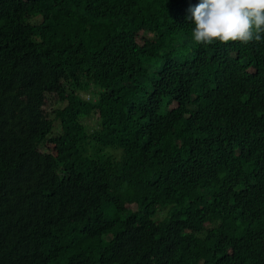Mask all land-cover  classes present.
<instances>
[{"label":"trees","instance_id":"1","mask_svg":"<svg viewBox=\"0 0 264 264\" xmlns=\"http://www.w3.org/2000/svg\"><path fill=\"white\" fill-rule=\"evenodd\" d=\"M198 3L0 0V264H264V39Z\"/></svg>","mask_w":264,"mask_h":264},{"label":"clouds","instance_id":"2","mask_svg":"<svg viewBox=\"0 0 264 264\" xmlns=\"http://www.w3.org/2000/svg\"><path fill=\"white\" fill-rule=\"evenodd\" d=\"M188 11L197 44L247 45L264 39V0H199ZM236 65L242 67L240 61Z\"/></svg>","mask_w":264,"mask_h":264},{"label":"rangeland","instance_id":"3","mask_svg":"<svg viewBox=\"0 0 264 264\" xmlns=\"http://www.w3.org/2000/svg\"><path fill=\"white\" fill-rule=\"evenodd\" d=\"M85 97L88 98V97H90V95L85 94ZM64 105H65L64 101H60L57 94H55V93L47 94L46 103H45L44 108H45L46 113L50 114L51 117L55 118V113H54L55 109L60 108ZM84 121L88 124V126L90 128L96 126V123H95L93 116L85 118ZM55 131L56 132L59 131V128L57 127Z\"/></svg>","mask_w":264,"mask_h":264}]
</instances>
